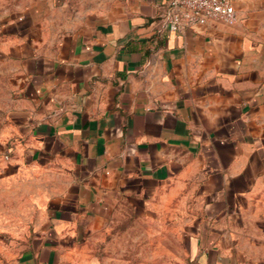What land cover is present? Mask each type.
Returning <instances> with one entry per match:
<instances>
[{"label": "crops", "instance_id": "0c3cea01", "mask_svg": "<svg viewBox=\"0 0 264 264\" xmlns=\"http://www.w3.org/2000/svg\"><path fill=\"white\" fill-rule=\"evenodd\" d=\"M232 1L174 32L168 0H0V140L49 221L21 264H131L108 226L167 208L185 264H264V0Z\"/></svg>", "mask_w": 264, "mask_h": 264}, {"label": "rangeland", "instance_id": "374dc122", "mask_svg": "<svg viewBox=\"0 0 264 264\" xmlns=\"http://www.w3.org/2000/svg\"><path fill=\"white\" fill-rule=\"evenodd\" d=\"M5 67L0 61V112L11 95ZM20 152L0 140V264H21L49 225L43 213L47 206L42 203L46 196L41 169L24 154L17 156ZM175 209L167 208L161 220L131 213L115 219L108 226L112 236L107 237L115 246L114 257L123 254L131 264H185L188 238L181 233L185 222L172 219ZM122 247L125 251L121 252Z\"/></svg>", "mask_w": 264, "mask_h": 264}, {"label": "built area", "instance_id": "2783aa9c", "mask_svg": "<svg viewBox=\"0 0 264 264\" xmlns=\"http://www.w3.org/2000/svg\"><path fill=\"white\" fill-rule=\"evenodd\" d=\"M161 21L174 32H200L211 23L234 25L238 15L232 0H168Z\"/></svg>", "mask_w": 264, "mask_h": 264}]
</instances>
